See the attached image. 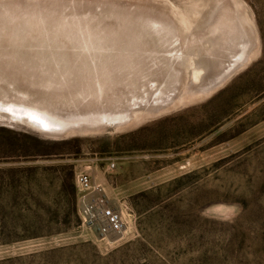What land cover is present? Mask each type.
<instances>
[{
    "label": "rangeland",
    "instance_id": "374dc122",
    "mask_svg": "<svg viewBox=\"0 0 264 264\" xmlns=\"http://www.w3.org/2000/svg\"><path fill=\"white\" fill-rule=\"evenodd\" d=\"M0 106V264H264V0H0Z\"/></svg>",
    "mask_w": 264,
    "mask_h": 264
},
{
    "label": "built area",
    "instance_id": "2783aa9c",
    "mask_svg": "<svg viewBox=\"0 0 264 264\" xmlns=\"http://www.w3.org/2000/svg\"><path fill=\"white\" fill-rule=\"evenodd\" d=\"M75 190L83 223L95 227L100 238L119 235L125 230L121 214L106 205L102 189L93 183L87 172L76 174Z\"/></svg>",
    "mask_w": 264,
    "mask_h": 264
},
{
    "label": "trees",
    "instance_id": "16d2710c",
    "mask_svg": "<svg viewBox=\"0 0 264 264\" xmlns=\"http://www.w3.org/2000/svg\"><path fill=\"white\" fill-rule=\"evenodd\" d=\"M224 92L225 91H221L216 96H214L212 98V100L214 101L220 95H222ZM59 190H60V194L68 199L69 209H68V213H67V218L68 219L71 218V225L68 224L66 230H64V231H67L71 226H73V225L77 224V222H79L78 217H77V207H76V191H75V187L73 185L72 177L70 174L68 176H65L64 179L60 180ZM69 225H70V227H69Z\"/></svg>",
    "mask_w": 264,
    "mask_h": 264
},
{
    "label": "bare ground",
    "instance_id": "6f19581e",
    "mask_svg": "<svg viewBox=\"0 0 264 264\" xmlns=\"http://www.w3.org/2000/svg\"><path fill=\"white\" fill-rule=\"evenodd\" d=\"M7 106V105H6ZM4 107V106H3ZM3 107L0 106V111L2 110L3 111ZM9 107V106H8ZM6 110H8L9 113H11L13 116H15L16 118H26L28 122H30L33 126L37 127V128H45V129H50V130H53L54 131H57V130H64V129H67L69 126L66 125V124H63V121L62 123H52L50 120L48 121H44L43 119H41V117L37 116L36 113H34L33 111H19L18 108L16 111L14 109H12L11 107L10 108H5ZM23 110V108H21ZM26 109V108H25ZM5 110V111H6ZM7 112V111H6ZM46 117V116H45ZM51 117V116H50ZM47 118V117H46ZM53 121V120H52ZM55 122V121H54ZM88 122V121H86ZM100 122V121H99ZM91 123V122H89ZM73 124V123H71ZM78 124V123H76ZM68 126V127H67ZM72 126V125H71ZM74 126V125H73ZM78 127V125H76ZM42 128V129H43ZM73 128V127H72ZM74 129V128H73ZM111 242V241H109Z\"/></svg>",
    "mask_w": 264,
    "mask_h": 264
},
{
    "label": "water",
    "instance_id": "95a60500",
    "mask_svg": "<svg viewBox=\"0 0 264 264\" xmlns=\"http://www.w3.org/2000/svg\"><path fill=\"white\" fill-rule=\"evenodd\" d=\"M238 65H236L234 68H236Z\"/></svg>",
    "mask_w": 264,
    "mask_h": 264
}]
</instances>
